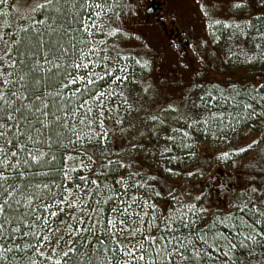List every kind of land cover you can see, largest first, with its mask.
<instances>
[{"label": "snow or ice", "instance_id": "snow-or-ice-1", "mask_svg": "<svg viewBox=\"0 0 264 264\" xmlns=\"http://www.w3.org/2000/svg\"><path fill=\"white\" fill-rule=\"evenodd\" d=\"M25 7L22 23L0 30V264H264V180L249 181L220 208L205 203L204 191L161 184V176L194 175L176 167L196 156L202 139L264 133V84L202 88L156 113L128 71V61H140L106 55L97 40L102 22L125 5ZM14 9L19 16L15 0H0V17ZM257 23L246 25L259 41L246 62L264 60V18ZM145 159L159 175L145 170Z\"/></svg>", "mask_w": 264, "mask_h": 264}, {"label": "rangeland", "instance_id": "rangeland-1", "mask_svg": "<svg viewBox=\"0 0 264 264\" xmlns=\"http://www.w3.org/2000/svg\"><path fill=\"white\" fill-rule=\"evenodd\" d=\"M159 1L162 2L160 14L154 17L148 12L152 5L149 0H117L125 5L123 11L118 10L116 17L102 23L104 33L110 28L119 31L114 36L96 33L99 46H107L106 55L115 56L120 52L140 61V64L128 61V71L139 81L135 87L148 89L142 93L146 108L159 113L160 108L168 104H186L202 88L228 89L231 85L264 84V67L258 66L262 60H242L245 54L252 55L256 51V33L246 25L249 21L257 23L254 15L261 11L255 10L254 6L264 5L261 0ZM15 2L20 6L19 16L15 9L10 11L3 17L4 24L22 23V18L28 15L25 6L31 5L33 0ZM238 3L242 7H236ZM244 38L247 40L243 41ZM262 136L264 133L244 129L235 138L229 137L231 143L208 139L195 150L194 158H184V165H167L180 172L185 167L190 168L193 176H173L168 181L161 176V184L164 189L186 184L187 191L193 195L201 191L207 193L206 204L214 208L225 207L229 198L242 191L249 181L259 184L264 180ZM253 139L261 140L259 147L254 146L246 153L238 152V148L247 147ZM221 151L230 152V158L219 159ZM137 159L144 157L141 155ZM149 169L153 174H160L153 159H145V170ZM218 184H227L232 191H218Z\"/></svg>", "mask_w": 264, "mask_h": 264}, {"label": "trees", "instance_id": "trees-1", "mask_svg": "<svg viewBox=\"0 0 264 264\" xmlns=\"http://www.w3.org/2000/svg\"><path fill=\"white\" fill-rule=\"evenodd\" d=\"M109 2H110V0H109ZM254 9L256 10V9H260V11L261 12H259V14L258 15H254V17L255 18H257V17H264V5L262 4V5H260V6H257V5H255L254 6ZM38 18V17H37ZM255 24H256V26L257 27H259L260 25H258V23H256L255 22ZM6 24H4V18L3 17H0V30H2L3 29V27L5 26ZM11 25H15V24H11ZM245 40H247L246 38H244L243 39V41H245ZM256 42H259V41H257V40H255ZM242 60H245L244 58L242 59ZM239 64H241V63H239ZM243 66V65H242ZM258 66L259 67H264V61L262 60L261 62H259L258 63ZM263 74H264V72H263ZM240 127H243V125L242 126H240ZM244 129H247V130H249V131H251L249 128H243V130ZM251 132H255V131H251ZM259 134H263V133H259ZM210 139V138H209ZM232 139V138H231ZM208 140V139H207ZM207 140H201V142H199L198 143V145H197V148H198V146H201L202 144H204L205 142H207Z\"/></svg>", "mask_w": 264, "mask_h": 264}, {"label": "flooded vegetation", "instance_id": "flooded-vegetation-1", "mask_svg": "<svg viewBox=\"0 0 264 264\" xmlns=\"http://www.w3.org/2000/svg\"><path fill=\"white\" fill-rule=\"evenodd\" d=\"M149 2H151V4H152L151 6H153L155 8L154 15L156 16L157 14H160L159 8H160L162 2L159 0H149Z\"/></svg>", "mask_w": 264, "mask_h": 264}, {"label": "water", "instance_id": "water-1", "mask_svg": "<svg viewBox=\"0 0 264 264\" xmlns=\"http://www.w3.org/2000/svg\"><path fill=\"white\" fill-rule=\"evenodd\" d=\"M149 12H153V10L150 9Z\"/></svg>", "mask_w": 264, "mask_h": 264}]
</instances>
